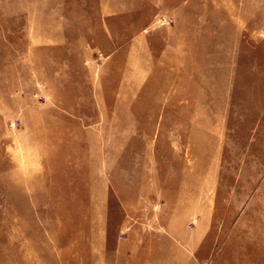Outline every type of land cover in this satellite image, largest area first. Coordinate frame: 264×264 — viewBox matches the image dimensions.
Here are the masks:
<instances>
[{"label": "rangeland", "instance_id": "1", "mask_svg": "<svg viewBox=\"0 0 264 264\" xmlns=\"http://www.w3.org/2000/svg\"><path fill=\"white\" fill-rule=\"evenodd\" d=\"M0 251L264 264V0H0Z\"/></svg>", "mask_w": 264, "mask_h": 264}, {"label": "bare ground", "instance_id": "2", "mask_svg": "<svg viewBox=\"0 0 264 264\" xmlns=\"http://www.w3.org/2000/svg\"><path fill=\"white\" fill-rule=\"evenodd\" d=\"M258 11V10H257ZM95 13V12H94ZM95 15V14H94ZM79 18V17H78ZM81 18V17H80ZM77 19V18H76ZM83 19V18H82ZM78 22H79V20H78ZM80 22H81V20H80ZM133 29V28H132ZM125 31V30H124ZM123 37V36H122ZM120 42V41H119ZM123 80V79H122ZM109 99H111V98H109ZM119 103V102H118ZM11 170V169H10ZM6 174H8V171H7V173ZM9 178L12 180V182H14V178L12 177H10L9 176ZM12 182H10V183H12ZM9 183V184H10ZM22 184V183H21ZM37 202V204H38V201H36ZM52 230V229H51ZM55 233V232H54ZM53 233V234H54ZM53 237H55V236H53ZM52 237V238H53ZM10 238V237H9ZM56 238V237H55ZM28 242V241H27ZM15 244V243H14ZM22 245V244H21ZM30 245V244H29ZM36 245V244H35ZM39 245V244H38ZM59 245V244H58ZM14 248H15V246H13ZM22 247V246H21ZM55 247H56V245H55ZM42 248V247H41ZM28 249H29V247H27V252H28ZM47 250V249H46ZM51 250V249H50ZM32 251V250H31ZM48 251V250H47ZM60 252V251H59ZM29 253V252H28ZM32 253V252H31ZM38 254H40V253H38ZM51 254V253H50ZM52 255V254H51ZM59 255V254H58ZM29 256V255H28ZM54 253H53V255H52V260L51 261H55L56 259H54ZM29 258H30V256H29ZM36 258V257H35ZM26 260H27V258H25ZM40 261H42V259H40ZM47 261V260H46ZM58 262V261H57ZM22 263L23 264H32V263H27V262H24V261H22ZM42 263H44V261L43 262H40V264H42ZM0 264H16V261L15 262H13V261H11V258L10 257H8V255H6L3 251H0ZM18 264V263H17ZM21 264V263H20ZM37 264H39V263H37ZM51 264V263H50ZM55 264H57V263H55Z\"/></svg>", "mask_w": 264, "mask_h": 264}]
</instances>
